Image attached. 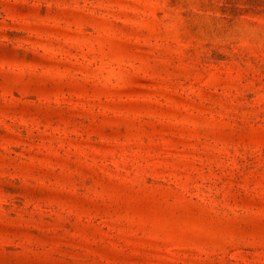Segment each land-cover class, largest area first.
<instances>
[{
    "label": "rangeland",
    "instance_id": "rangeland-1",
    "mask_svg": "<svg viewBox=\"0 0 264 264\" xmlns=\"http://www.w3.org/2000/svg\"><path fill=\"white\" fill-rule=\"evenodd\" d=\"M0 264H264V0H0Z\"/></svg>",
    "mask_w": 264,
    "mask_h": 264
}]
</instances>
